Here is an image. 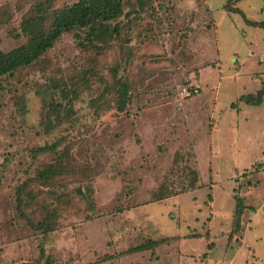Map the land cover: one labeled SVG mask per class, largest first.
<instances>
[{"label":"rangeland","instance_id":"374dc122","mask_svg":"<svg viewBox=\"0 0 264 264\" xmlns=\"http://www.w3.org/2000/svg\"><path fill=\"white\" fill-rule=\"evenodd\" d=\"M38 1L0 0L2 51ZM126 14L3 79L0 264H264V103L243 100L264 87V29L246 23L264 0H128Z\"/></svg>","mask_w":264,"mask_h":264},{"label":"trees","instance_id":"16d2710c","mask_svg":"<svg viewBox=\"0 0 264 264\" xmlns=\"http://www.w3.org/2000/svg\"><path fill=\"white\" fill-rule=\"evenodd\" d=\"M128 0H78L72 5L65 6L62 9H55L56 0H40L30 12L26 14L20 25V33L18 37H24L25 42L10 50L4 52L0 49V92L3 89L2 81L5 78H11L21 70L32 67L42 66L45 63L47 53H49L59 40L65 34L75 33V39L82 41L80 31H87L86 39L82 44L93 45L96 40L103 38L109 34L119 30L118 20L125 17ZM142 5L147 0H137ZM242 0H229V3H238ZM227 12L241 13L243 12L236 6L230 4L225 6ZM244 16V15H243ZM117 23V24H114ZM246 23L250 26L264 29V21L257 22L246 19ZM116 27L113 29L112 26ZM264 83V81H263ZM194 94V93H193ZM243 100L249 105H261L264 103V87L257 94H249L243 96ZM122 109V108H121ZM189 192V191H185ZM236 215L234 218V229L230 235V239L239 232L241 227V218L246 208L243 199L236 195ZM209 200H213L212 194ZM37 228L36 225H33ZM43 226V227H41ZM40 228L52 230L49 224H39ZM194 238H206L210 240V233H196ZM159 241H153L151 244H143L133 248L132 252H142L156 246ZM210 248L214 244H210ZM52 264V263H50Z\"/></svg>","mask_w":264,"mask_h":264}]
</instances>
